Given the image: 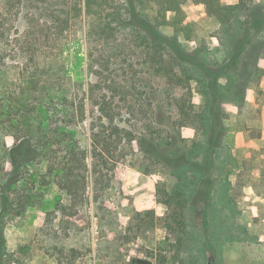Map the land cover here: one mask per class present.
<instances>
[{"label": "rangeland", "instance_id": "1", "mask_svg": "<svg viewBox=\"0 0 264 264\" xmlns=\"http://www.w3.org/2000/svg\"><path fill=\"white\" fill-rule=\"evenodd\" d=\"M108 1L107 9L129 14L128 0ZM184 7V31L171 26L158 31L187 55L181 62L166 46L177 72L193 77L194 109L208 118L202 134L176 122V97L183 91L154 74L143 31L113 22L107 34L90 35L85 0H0V98L15 91L16 65L28 61L41 72L39 92L49 85L66 92L76 114L57 117L48 129L34 117L32 134L43 144L57 138L79 141L88 150L85 188L75 203L58 185H25L36 201L8 219L0 264H133L135 257L156 264H208L211 256L216 264H264V73H258L264 69V32L250 41L238 23L220 26L205 4ZM255 11L264 14V0H255L239 18ZM200 65L214 71L213 77ZM211 79L216 86L209 93ZM214 113L223 131L213 164L201 182L198 173L194 179L195 166L181 176L160 156L206 164ZM95 141L104 152L98 160ZM150 143L155 153L147 149ZM199 146L200 154L191 155ZM42 167L39 184L51 178L50 167ZM29 177L25 171L26 181ZM181 187L188 229L178 248L165 227L173 209L165 201ZM196 189L208 192L195 195Z\"/></svg>", "mask_w": 264, "mask_h": 264}, {"label": "trees", "instance_id": "2", "mask_svg": "<svg viewBox=\"0 0 264 264\" xmlns=\"http://www.w3.org/2000/svg\"><path fill=\"white\" fill-rule=\"evenodd\" d=\"M107 2L109 1L85 0V12L91 19L89 34L99 32V35H105L111 29L113 22L117 25L132 26L143 31L145 33H143V37L146 35L145 38L150 41L146 62L153 69L154 74L163 78L169 88L174 89L176 92L183 91L176 97L180 113V118L176 122L180 128H193L198 133H204L205 127L207 128L205 122L206 119L208 121V118H205L194 109L191 89V79L193 77L177 72L173 60L167 56L166 46L175 54L176 58L179 57L181 62L183 59L186 60L184 57H187V55L177 42H169L165 39L159 33L158 28L171 26L174 31L181 33L186 29L184 22L187 13L184 6L191 2L203 3L207 6L209 15L220 26L230 28L238 23L243 30L245 29L248 40L252 41L254 33L264 32V14L255 11L246 19L239 18V16L242 12L249 11L255 0H240L236 4H227L223 0H128L126 9L129 10V14L128 11L121 13L107 9ZM95 3L98 4V8H96ZM148 10L152 12L150 13ZM170 13H174L173 20L169 19ZM240 50H243V48ZM31 61L37 64L35 57ZM27 62L16 65L20 74L18 76L19 85L15 91L4 94L2 99L0 98V262L3 261L6 251L5 227L8 219L23 215L27 208L34 205L36 201L33 189L31 187L26 188L25 185H40L42 187H51L53 184L58 185L71 196L72 201L75 203L78 195L83 192L86 182V177L82 171L87 168L88 150L83 148L79 141L69 140L65 142V140L55 138L49 144H43L42 140H39L30 130V126L35 120L34 117H40V125H44V128L48 129L57 117L73 114L75 117L76 114L74 110L70 112L71 98L66 92L52 85L44 86L43 90L39 92V74L41 72L39 73L38 69L33 70L32 65ZM199 67L206 76L213 77L214 71L205 68L203 65ZM258 73H264V69L260 68ZM215 86V80L207 81L209 93L215 89ZM5 89L1 92L3 93ZM33 92H35L34 95L36 94L35 98H32ZM29 97L32 98L31 101H29ZM101 109L105 111V106ZM81 113H85V105ZM107 117L112 121L114 120V117L110 114H107ZM210 123V131L213 130L214 134H212L205 147L206 164H200L199 162L192 164L189 162V158L186 159L183 156L171 158L162 155L160 157L163 162L167 166L175 168V171L179 172L181 176H185L182 173L184 169H192L195 166V169H192L194 179H197L196 173H198L201 176L198 182H201L205 178L207 167L213 164L223 131L220 128L217 113L211 115ZM150 127H148V130L154 134L155 128ZM8 138L12 140L10 146L7 145ZM130 140H133V138ZM144 142L142 143L144 144ZM147 149L151 153H155L157 150L156 144L150 143ZM199 150L200 146L192 150L190 154L198 155L200 154ZM93 151L97 160L104 156L103 149L99 150L96 141L94 142ZM47 156H49V159ZM6 165L5 169L4 166ZM42 166L50 167L46 175H50L51 178L47 181L43 180L39 184L42 181L39 175L43 169ZM77 169L79 170L77 171ZM25 171L30 173L31 178L29 177V179L31 181H26ZM194 183L196 182L191 181L190 185ZM182 191H185L183 187L178 188L175 196L165 201L169 207L173 206V209L166 214L168 220L165 227L174 236L178 248L183 247L188 229L186 220L187 198ZM207 192L208 190L200 191L196 189L195 195H203ZM133 264L155 263L150 258L135 257L133 258Z\"/></svg>", "mask_w": 264, "mask_h": 264}, {"label": "water", "instance_id": "3", "mask_svg": "<svg viewBox=\"0 0 264 264\" xmlns=\"http://www.w3.org/2000/svg\"><path fill=\"white\" fill-rule=\"evenodd\" d=\"M208 264H216L215 256H211V257L209 258Z\"/></svg>", "mask_w": 264, "mask_h": 264}, {"label": "crops", "instance_id": "4", "mask_svg": "<svg viewBox=\"0 0 264 264\" xmlns=\"http://www.w3.org/2000/svg\"><path fill=\"white\" fill-rule=\"evenodd\" d=\"M239 2V0H227V3H229V4H236V3H238ZM145 258H148V257H145ZM216 259V258H215ZM209 261V260H208ZM155 263V262H154ZM156 264V263H155Z\"/></svg>", "mask_w": 264, "mask_h": 264}]
</instances>
